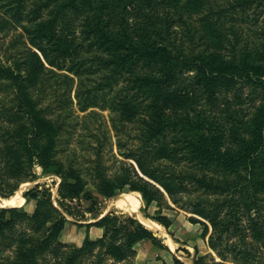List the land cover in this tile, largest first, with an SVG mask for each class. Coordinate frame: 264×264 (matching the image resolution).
Returning <instances> with one entry per match:
<instances>
[{
    "label": "rangeland",
    "instance_id": "1",
    "mask_svg": "<svg viewBox=\"0 0 264 264\" xmlns=\"http://www.w3.org/2000/svg\"><path fill=\"white\" fill-rule=\"evenodd\" d=\"M143 2L145 1L123 0L116 8L122 10L125 5L128 20L136 22L143 13L151 12L147 3ZM208 2L199 15L188 17L184 14L185 23L180 21L175 8L172 7L169 11V16L174 20L169 35L187 54L198 56L213 50L209 36L207 37L199 19L204 15H213V11L218 14L221 12L225 21H229L226 25L229 31L226 34L224 50L227 59L235 56L240 59L246 53L264 52L263 3L258 5L257 0H254L251 8L246 13H241L230 6L234 0ZM62 3L63 0H0V57L7 63L14 60L24 61L33 48L29 43L36 35L38 26L53 20L56 27H65L77 48V55L69 64L70 70H57L56 74L47 72L45 78L50 79L46 84L31 89L34 99H42L44 116L52 120L59 129L57 164L61 165L63 172L76 175L77 178H72L71 181H78L80 188L88 190L95 197L100 214L123 213L125 216L135 217L139 222L140 217H145L141 211L145 205L140 193L125 192L128 187L112 198H104L101 193L107 181L116 183L121 178H129L159 188L161 196L157 203L147 207L146 214L151 218L166 216L171 225L168 229H164L159 223L158 227L148 224L146 226L162 234L169 250L164 242L160 241L161 245H157L143 241L137 245L129 258L116 264H172V256L183 264H192L195 256H200L199 264H264V238L258 239L255 231V228H260L258 234L264 233V192L255 186L245 185L249 177L240 167L238 171H229L209 162L189 163L182 157L178 159L177 156L176 160L168 158L167 155L155 158L156 154L158 156L161 153L157 151L158 148H171V145L168 140L164 145H160V142H142L141 134L150 121L147 113L130 123L119 121L118 95L122 79L114 73L111 65L106 64L107 55L90 46V38L84 26V19L89 14L78 15L63 7ZM151 3L160 4L158 0H151L149 4ZM156 8L164 13L162 8L167 9L168 6L162 4ZM23 26H26V30ZM45 70L41 71V77ZM21 74L27 77L26 69L21 70ZM184 74L180 84L185 93H188L186 97L189 99L190 95L196 96V100L201 99L206 109L214 108L211 104L215 100L219 103L230 101L241 116H249L256 107L264 105V84H261L260 80L238 79L232 84L221 83L219 91L211 94L208 87L199 81L194 70H186ZM3 84L4 82L0 86ZM14 105V95L0 87V210L17 208L19 214L25 212L31 215L35 210L36 201L29 195V198L25 197L24 193L35 188L37 184H45V188L50 191L48 194H51L49 204L59 210L66 219L64 230L56 236L54 243L59 242L67 248H75L81 246L86 237L93 241L98 239L95 237V229L85 225L93 220L91 213L84 211V217L81 219L75 216L78 215L76 213L67 214L63 211V206L57 203L60 178L42 175L37 165L29 171L27 159L16 150L13 133L20 134L22 129L18 127L20 121L14 120ZM82 106H86L84 111L80 110ZM8 131L12 133L10 139ZM5 140L9 144L3 145ZM227 145H231V140L225 139L223 147ZM4 146H10L17 151L18 156L15 157L18 161L16 160L14 165L11 162L10 168L5 163L8 157ZM141 156H146L149 168L155 169L158 176L167 177L173 174V178H184V189L177 193H167L162 185L140 169L137 158ZM261 157L264 158V152ZM18 164L19 167L16 168ZM196 179H201L203 185L196 182ZM181 184L179 181L174 185L180 187ZM238 187L240 188L237 189ZM122 193H129L137 199L139 204L136 211L127 205H112L114 199ZM83 194L82 192L80 195ZM13 195L23 198L24 205H7L5 201ZM43 198L47 199V196ZM63 202L71 207L77 205L78 200L74 198L70 203L65 199ZM89 204L88 200L81 197L78 208L86 210ZM194 204L203 206L205 215L193 213ZM218 206H221L223 212L219 215L222 225L235 221L230 231H224L222 226L216 225L215 214L210 216L206 213ZM247 207L251 209L247 210ZM50 217L42 226L40 221L33 222L27 216H14L12 230L4 228L0 233V264L19 263V253L27 257L23 249L36 247L38 239L43 236L46 226L51 224L56 214H51ZM191 219L206 223L205 235L203 227L192 223ZM218 233L222 234V242L216 239ZM234 247L237 251V261L233 259L234 253L231 251ZM97 250L96 248L94 251ZM50 251L40 249L34 253L39 264H45L47 259L52 260ZM90 260L84 259L83 264H88ZM111 263L112 260H109L104 264Z\"/></svg>",
    "mask_w": 264,
    "mask_h": 264
},
{
    "label": "trees",
    "instance_id": "2",
    "mask_svg": "<svg viewBox=\"0 0 264 264\" xmlns=\"http://www.w3.org/2000/svg\"><path fill=\"white\" fill-rule=\"evenodd\" d=\"M122 1L63 0L62 3L63 7L69 8L78 15L89 14L84 19V26L87 28L90 46L107 55L106 64L111 65L114 73L122 79L118 95L119 121L130 123L147 113L150 121L141 134L142 142L144 144L160 142V145H164L168 140V144L171 145L169 149L164 146L158 148L157 151L161 153L158 156L156 154L155 158L167 155L168 158L176 160L177 156L178 159L183 158L189 163L209 162L229 171H238L240 167L249 177L245 185L255 186L264 192V158L261 157L264 152V105L256 107L249 116H241L230 101L219 103L215 100L211 104L215 107L206 109L201 99L196 100V96L190 95L188 99L186 97L188 93H185L184 87L180 84L186 70H194L199 81L208 87L211 94L219 91L218 87L221 83L232 84L238 79L260 80V83L264 84V52L246 53L240 59L236 56L227 59L224 50L227 42L226 34L229 31L226 25L229 21L226 22L221 12L218 14L216 11L212 12L213 15L199 18L211 41L212 51L192 56L187 54L182 46L177 45L169 35L174 21L169 16L170 9L175 8L180 21L185 23L184 14L188 17H192L193 14L199 15L209 4V0H158L160 4H149L151 0H144L151 12L143 13L136 22L128 20L125 5L122 10L116 8ZM253 1L234 0L230 6L241 13H246ZM260 3L264 5V0H257V4ZM162 4L168 6L167 9L162 8L164 13L156 8L157 5ZM23 27L26 30V26ZM35 31L36 35L30 38L29 43L33 48L29 51L26 60L7 63L0 57V84L4 82L0 87L14 95L13 117L15 116L14 120L20 121L18 127L22 129L20 134L13 133L16 150L27 159L29 171L37 165L42 175H53L61 179L57 190V203L63 206L64 212L69 215L76 213L78 214L75 215L76 217L83 219L85 211L92 214L91 218L97 219L100 212L95 197L88 190L80 188L78 181H71L72 178H77L76 175L63 172L61 165L57 164L59 129L52 120L44 116L42 99H34L31 92V89L46 84L50 79V77L45 78L46 74H56L57 70H70L69 64L76 57L77 48L66 28L56 27L53 20H48L46 25L38 26ZM25 69L27 77L21 74V70ZM42 70L45 72L41 77ZM85 108L86 106H82L80 110L84 111ZM8 134L10 139L12 133L8 131ZM225 139L231 140V145L223 147ZM6 144L9 142L3 141V145ZM3 149L8 157L5 163L10 168L11 162L14 165L17 160L15 157L17 151L10 146H4ZM137 164L144 173L152 177L153 181L162 185L167 193H177L184 189V178H173L175 176L173 174L167 177L158 176L155 169L149 168L150 164L146 161V156L138 157ZM17 167L19 164L16 165ZM117 181L105 183L101 193L104 198H112L128 187L125 192L140 193L145 205L141 211L146 220H154L153 222L161 224L166 229L170 227L171 222L166 216L151 218L146 214L147 207L158 202L161 196L159 188L129 178H121ZM179 181L182 184L176 187L174 184ZM196 182L203 185L201 179H196ZM39 188L42 190L40 191ZM48 191L45 184H37L35 188L24 193L25 197L29 195L36 201L35 210L31 215L25 212L19 214L17 208L0 210V233L4 228L12 230L14 216H27L31 221L38 220L44 226L45 221L51 218L50 215L56 214L52 222L49 221L51 224L46 226L43 236L38 239L36 247L23 249L28 256L24 257L18 252L20 262L11 264H39L34 253L40 249L51 250L52 260L47 259L45 264H83L84 259H91L88 264H104L109 260H112L111 264H116L129 258L140 242L150 241L152 244L161 245L160 240L153 236L151 230L158 233L167 245L157 230L146 225L145 227L135 217L115 212L85 224L87 227L102 228L103 234L100 238L93 241L86 237L81 246L75 248H67L59 242L54 243L56 236L64 230L66 219L59 210L49 204L51 194L49 195L50 191ZM82 192L83 196L80 195ZM43 196H47V199ZM81 197L90 202L86 210L78 208ZM74 198L78 200L77 205L70 207L63 202L67 199L71 203ZM250 209L251 207H247V210ZM209 211L211 212L206 213L210 216L215 214L216 225L222 226L224 231H230L231 225H235V221L222 225L219 218L223 213L221 206ZM192 212L205 215V208L194 204ZM191 221L200 224L205 235L206 223L197 219ZM255 231L258 239L264 238V233L258 234L260 228H255ZM216 239L222 242V234L218 233ZM96 248L98 250L95 252ZM184 251L189 254L187 250ZM231 251L234 253L233 259L237 261L236 248ZM199 259L200 256H195L192 264H199ZM172 264L183 263L172 256Z\"/></svg>",
    "mask_w": 264,
    "mask_h": 264
},
{
    "label": "bare ground",
    "instance_id": "3",
    "mask_svg": "<svg viewBox=\"0 0 264 264\" xmlns=\"http://www.w3.org/2000/svg\"><path fill=\"white\" fill-rule=\"evenodd\" d=\"M24 199L17 196L11 197L9 199H7L5 201V203L7 205L10 206H23L24 205ZM138 201L137 199L133 198L131 194H125L122 193L120 194L116 199H114V201L112 202V205L114 206H123V205H127L130 207V209H132L133 211H136L138 208ZM141 222L146 225L148 224L149 226H159L158 223H153V222H148L144 217H140ZM147 225V226H148ZM162 235V234H160Z\"/></svg>",
    "mask_w": 264,
    "mask_h": 264
},
{
    "label": "crops",
    "instance_id": "4",
    "mask_svg": "<svg viewBox=\"0 0 264 264\" xmlns=\"http://www.w3.org/2000/svg\"><path fill=\"white\" fill-rule=\"evenodd\" d=\"M104 215H106V214H100L99 215V217L97 218V219H93L92 221H89L88 223H92V222H95L96 220H98L99 218H101L102 216H104ZM146 218V217H145ZM141 222V221H140ZM143 224V223H142ZM144 225V224H143ZM161 225V224H160ZM145 226V225H144ZM162 226V225H161ZM146 227V226H145ZM90 228L92 229V228H94L95 229V233H96V236L95 237H97V238H100L101 236H102V234H103V229L102 228H99V227H95V226H90ZM163 228L164 229H166L164 226H163ZM153 231V230H152ZM90 237V236H89ZM158 239L160 238L159 237V234H158V237H157ZM92 239V238H91ZM161 242H163L164 240H162V239H159ZM165 247H166V249H168L169 250V246H167V245H165ZM181 261V260H180ZM182 262V261H181Z\"/></svg>",
    "mask_w": 264,
    "mask_h": 264
},
{
    "label": "water",
    "instance_id": "5",
    "mask_svg": "<svg viewBox=\"0 0 264 264\" xmlns=\"http://www.w3.org/2000/svg\"><path fill=\"white\" fill-rule=\"evenodd\" d=\"M141 223H142V222H141ZM147 228H148V227H147ZM148 229L151 230L150 228H148ZM151 231H152V230H151ZM152 234H153L154 237H158V233L152 231ZM159 239H162V238H159Z\"/></svg>",
    "mask_w": 264,
    "mask_h": 264
}]
</instances>
